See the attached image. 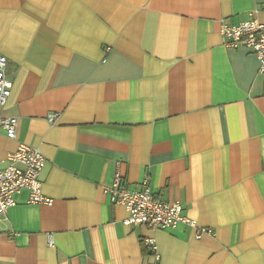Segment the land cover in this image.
<instances>
[{"label": "crops", "instance_id": "crops-1", "mask_svg": "<svg viewBox=\"0 0 264 264\" xmlns=\"http://www.w3.org/2000/svg\"><path fill=\"white\" fill-rule=\"evenodd\" d=\"M249 13L264 0H0L18 120L0 160L37 148L53 201L15 195L0 264H264V75L219 35ZM117 172L210 233L125 224L102 193Z\"/></svg>", "mask_w": 264, "mask_h": 264}, {"label": "built area", "instance_id": "built-area-1", "mask_svg": "<svg viewBox=\"0 0 264 264\" xmlns=\"http://www.w3.org/2000/svg\"><path fill=\"white\" fill-rule=\"evenodd\" d=\"M238 24L222 22L219 35L227 48H245L254 53L259 61V73L264 75V23L259 22L252 13ZM7 59L0 53V133L7 139H15L18 120L2 116L1 111L10 96L12 83L7 79ZM56 116H51L50 119ZM46 159L35 147L19 144L16 151L0 160V215L14 207L15 195L26 192L27 203L31 205L51 206L53 201L45 197L41 190V174ZM110 204L123 207L127 212V225L144 226L152 230H171L177 225H185L196 230L195 238L199 239L207 229H200L194 220L182 214V205L178 201L163 202L152 195L147 180L140 190H131L121 181L117 172L112 182L102 189ZM144 245L155 258L157 246L152 238H145ZM52 245L49 239V246Z\"/></svg>", "mask_w": 264, "mask_h": 264}]
</instances>
